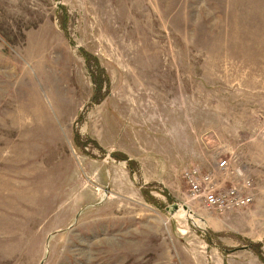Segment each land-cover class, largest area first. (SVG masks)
I'll list each match as a JSON object with an SVG mask.
<instances>
[{
    "label": "rangeland",
    "instance_id": "1",
    "mask_svg": "<svg viewBox=\"0 0 264 264\" xmlns=\"http://www.w3.org/2000/svg\"><path fill=\"white\" fill-rule=\"evenodd\" d=\"M0 264H264V0H0Z\"/></svg>",
    "mask_w": 264,
    "mask_h": 264
},
{
    "label": "built area",
    "instance_id": "2",
    "mask_svg": "<svg viewBox=\"0 0 264 264\" xmlns=\"http://www.w3.org/2000/svg\"><path fill=\"white\" fill-rule=\"evenodd\" d=\"M217 170L216 174L210 171L203 172L195 166L184 168L181 176L187 186L188 195L194 200L201 201L207 210L217 213L249 206L253 202L252 183L244 172L231 168L225 159L218 162ZM221 174L242 178V183L223 187L224 181L220 178Z\"/></svg>",
    "mask_w": 264,
    "mask_h": 264
},
{
    "label": "water",
    "instance_id": "3",
    "mask_svg": "<svg viewBox=\"0 0 264 264\" xmlns=\"http://www.w3.org/2000/svg\"><path fill=\"white\" fill-rule=\"evenodd\" d=\"M182 208V210L183 211H185V212H188V208H186L185 206H183V207H181ZM180 209V206L179 205H177V204H174V205H172L170 208H166L165 210H166V212H176V211H178ZM190 212V211H189ZM191 213V212H190Z\"/></svg>",
    "mask_w": 264,
    "mask_h": 264
},
{
    "label": "bare ground",
    "instance_id": "4",
    "mask_svg": "<svg viewBox=\"0 0 264 264\" xmlns=\"http://www.w3.org/2000/svg\"><path fill=\"white\" fill-rule=\"evenodd\" d=\"M182 212V211H181ZM179 214V213H178ZM182 216V215H181ZM189 217V216H188Z\"/></svg>",
    "mask_w": 264,
    "mask_h": 264
}]
</instances>
